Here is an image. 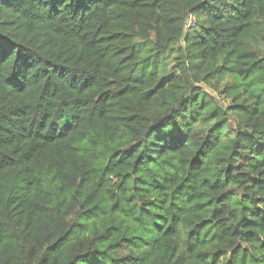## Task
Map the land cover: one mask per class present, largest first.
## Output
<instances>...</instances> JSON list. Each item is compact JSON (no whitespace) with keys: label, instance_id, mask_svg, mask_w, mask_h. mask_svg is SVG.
I'll list each match as a JSON object with an SVG mask.
<instances>
[{"label":"trees","instance_id":"obj_1","mask_svg":"<svg viewBox=\"0 0 264 264\" xmlns=\"http://www.w3.org/2000/svg\"><path fill=\"white\" fill-rule=\"evenodd\" d=\"M0 264H264V0H0Z\"/></svg>","mask_w":264,"mask_h":264},{"label":"rangeland","instance_id":"obj_2","mask_svg":"<svg viewBox=\"0 0 264 264\" xmlns=\"http://www.w3.org/2000/svg\"><path fill=\"white\" fill-rule=\"evenodd\" d=\"M212 94L215 95V96H217V94L214 93V92H212ZM228 102H229L228 100L222 99L220 103L226 105V104H228Z\"/></svg>","mask_w":264,"mask_h":264}]
</instances>
